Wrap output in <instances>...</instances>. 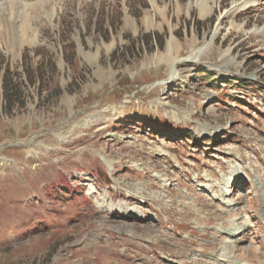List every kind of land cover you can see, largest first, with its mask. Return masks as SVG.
Returning a JSON list of instances; mask_svg holds the SVG:
<instances>
[{"label": "rangeland", "instance_id": "1", "mask_svg": "<svg viewBox=\"0 0 264 264\" xmlns=\"http://www.w3.org/2000/svg\"><path fill=\"white\" fill-rule=\"evenodd\" d=\"M3 79L0 264H264V0H0Z\"/></svg>", "mask_w": 264, "mask_h": 264}, {"label": "bare ground", "instance_id": "2", "mask_svg": "<svg viewBox=\"0 0 264 264\" xmlns=\"http://www.w3.org/2000/svg\"><path fill=\"white\" fill-rule=\"evenodd\" d=\"M207 12H208L207 8H204L202 6L200 7V9H199L200 17L206 16ZM175 77L176 76H174V78ZM235 173H238V172H235ZM239 175L233 174L232 177L234 179V178L239 177ZM213 196H215V195H213ZM220 196L222 197L223 200H226V197L228 196L227 189L222 188ZM222 203L224 204L225 208L230 209L232 214L235 213L234 211H235V208L237 207V204L233 200H226L225 202H222ZM124 213H128V210H125ZM245 225H246L245 221H242L240 223V222L237 221V219H233V220L228 222V226L229 227H223V226L220 225V227L217 230L219 232L223 233L224 235H226L229 239H231V238L237 236L240 232H243L244 229H245Z\"/></svg>", "mask_w": 264, "mask_h": 264}, {"label": "trees", "instance_id": "3", "mask_svg": "<svg viewBox=\"0 0 264 264\" xmlns=\"http://www.w3.org/2000/svg\"><path fill=\"white\" fill-rule=\"evenodd\" d=\"M155 42H157V39H155ZM205 73V72H204ZM36 75V74H35ZM37 77H40V75H39V72L37 73V75H36V78ZM9 87L10 86H8V82L5 80V79H3L2 80V83L0 82V100H1V98H3V100L5 101V103H7V104H9L8 105V107H12V103H13V101L12 100H14V99H19V97H15L14 99L12 98V96H14V95H11L13 92L14 93H17V88H13L12 86L10 87L11 88V90L9 89ZM10 93V94H9ZM11 97V98H10ZM19 101V100H18ZM6 104V105H7ZM14 104V103H13ZM23 105V104H22Z\"/></svg>", "mask_w": 264, "mask_h": 264}]
</instances>
